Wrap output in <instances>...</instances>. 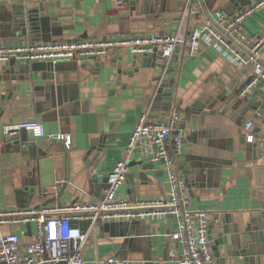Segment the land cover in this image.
<instances>
[{"label":"crops","instance_id":"1","mask_svg":"<svg viewBox=\"0 0 264 264\" xmlns=\"http://www.w3.org/2000/svg\"><path fill=\"white\" fill-rule=\"evenodd\" d=\"M252 1L255 0H204L206 13L201 16L191 15L187 3L185 12L176 7L156 17V12L146 13L143 5H132L129 0L122 6L114 0H28L27 7L41 4L59 19L55 33L46 28L39 40H34L18 35L12 23L18 0H0V45L126 37L151 31L185 38L215 10L233 15ZM241 26L253 39L257 38L264 31V6ZM218 46L222 44L203 42L197 53L191 54L184 43L179 45L174 71L169 74L178 81L175 100L163 104L156 101L160 70L152 66L149 57L133 65L134 53L127 49L116 50L107 59L103 57L104 64L100 66L99 59L77 60L78 68L73 69L76 74L68 70L63 83L42 66L37 68L38 61H0V208L101 200L108 184L105 178L123 157L140 114L147 111L151 119L160 120L177 106L183 119V152L177 164L189 180L190 207L207 210V231L212 232L213 239L224 230L237 240L227 253L222 244L214 249L217 264H264V206L261 200L251 197L244 176L246 148L252 143L247 141L244 128L247 121L261 117L253 105L264 101V82L240 96L237 91L250 71L231 61ZM119 55L124 58L122 67L118 66ZM261 59L264 63V46ZM51 85H55V103L48 98L54 93L47 91ZM31 119L39 120L47 133L70 135L71 177L86 192L73 186L71 192L64 190L60 198L55 194L62 185L58 179L64 176L63 140L37 136L30 130L10 137L3 130L5 123ZM258 126L264 130V115L260 124L253 123L249 133L255 135ZM86 154L91 158L90 172L96 175L93 178L85 168L78 174L85 166L82 157ZM188 167L196 170L194 181L190 169L185 172ZM55 180L56 188L52 186ZM130 187H136V197L166 195L169 182L164 162L140 156L131 159L119 195L132 197ZM144 220L137 225L134 238L117 234L114 229L101 235L97 227L96 242L91 240L84 250L85 264H94L96 256L110 255L130 259L134 264H177L169 254L172 248L181 249L170 238L177 226L176 218ZM80 225L86 228L88 223L81 221ZM7 229L18 232L24 245L32 240L31 233L25 232L26 225ZM35 229V223L31 224V230Z\"/></svg>","mask_w":264,"mask_h":264},{"label":"built area","instance_id":"2","mask_svg":"<svg viewBox=\"0 0 264 264\" xmlns=\"http://www.w3.org/2000/svg\"><path fill=\"white\" fill-rule=\"evenodd\" d=\"M119 6L127 0H114ZM189 13L201 16L206 13L204 0H187ZM264 6V0H255L233 15L217 9L200 25L193 27L187 37L178 34L143 32L126 37H95L66 40L32 41L20 45H0V61L14 58L18 61H46L57 63L64 60L100 59L110 49L130 50L138 55H152L160 50L164 58L172 55L175 48L184 43L188 52L196 54L201 43L219 42L227 57L250 71V78L239 91L245 96L264 82V63L261 49L264 31L257 37L247 34L241 23ZM181 111L171 108L165 118L154 120L147 111L140 114L123 151V157L108 174L104 197L99 201H78L67 204L0 208V264H85L84 250L91 240H97L100 222L175 217L177 226L170 232L180 250L172 248L170 256L177 264H217L207 231V210L190 207L189 183L178 168L177 157L183 152ZM253 119L245 125L246 139L254 140L249 133ZM22 129L37 136H47L71 143L64 133H47L37 119L5 123L7 135L18 134ZM136 156L153 161H163L168 170L169 188L166 195L155 197H124L119 195L120 186L126 179L129 161ZM81 221L88 223L86 228ZM35 223L31 230L32 240L22 243V236L8 226ZM94 264H134L130 259L113 255L96 256Z\"/></svg>","mask_w":264,"mask_h":264},{"label":"water","instance_id":"3","mask_svg":"<svg viewBox=\"0 0 264 264\" xmlns=\"http://www.w3.org/2000/svg\"><path fill=\"white\" fill-rule=\"evenodd\" d=\"M28 0H18V5L14 7V16L12 19V23L17 29L18 35H24L27 37H31V39L39 40V37H41L46 28H50L52 32L55 33V28L57 27V20L58 17L56 15H53L54 13L47 12L45 10V7L43 5H39L37 8H31L27 7ZM132 5H135V3H139L140 5H143V9H145L146 13H157L155 16H159L160 13H163L164 11H170L175 10L176 7L178 11L185 12L186 6H187V0H129ZM167 3V4H166ZM173 5L172 7H169V5ZM33 40V41H34ZM41 40H48L45 38H42ZM179 49V45L175 48L172 55L168 58H164L161 55V51H155L152 55H138L133 54L132 56V64L135 65L140 60H143L145 57L152 58V66L155 67L157 70H160L159 75L156 77L157 80V89H156V95L157 99L156 101H160L161 104L164 102L170 103L175 100V87L178 84L177 79L175 76H169L170 73L174 71V64L177 61V51ZM116 53L115 49H110L109 53L104 57L108 58L109 56ZM106 58V59H107ZM119 61L118 66L122 67L123 65V55H119ZM103 58H100L98 60V66L100 64H104V61L102 62ZM159 61L161 64L156 65V62ZM36 67H41V69L47 70L48 73L52 74L54 78L57 80L58 83L66 82L65 74L68 70L73 71L74 74L76 72L73 69L78 68V61L77 60H64L59 61L57 63H51L46 61H38L35 62ZM27 69H25L26 71ZM27 72V71H26ZM77 79V75L74 76ZM17 78V77H14ZM250 76L241 83L240 88L238 89V93L241 90V88L246 84V82L249 80ZM74 79V80H76ZM72 81V80H70ZM177 83V84H176ZM64 87V86H63ZM65 88V87H64ZM55 85H51L47 88V91L51 92V94L55 91ZM237 93V94H238ZM55 92L53 93V96L48 97L49 100L53 101L55 103ZM253 105V104H252ZM173 106V105H171ZM250 107V106H249ZM247 108V110L249 109ZM252 107V106H251ZM253 108H256L260 114L261 117L254 118L253 122L256 123V125L260 124V118L264 115V101H259L254 103ZM1 110V107H0ZM183 122V119H181V123ZM26 129H22L20 133L25 135ZM18 134L10 135V137L18 136ZM254 140L251 144L248 145L246 148V168L244 172V176L247 178V186L249 188V192L251 197L254 199L261 200V206H264V130L260 128V126L257 127V133L254 135ZM62 148L64 149V155H65V164H64V176L62 179H58V181L61 182V189L59 192H56L55 194L57 196H62V193L64 190H67L68 192H71V187L78 188L79 190L86 192V189L79 187L77 184L78 182L75 181L74 178L71 177L72 173V159L73 154L71 150L69 149V145L63 140L62 141ZM82 160L85 163L84 167H81L78 170V174L83 172V169H87V175H90L92 178L96 175L90 172V166H91V158L86 154L82 157ZM188 169L185 172H192L191 174V180H195V169ZM188 180V178L186 177ZM94 181V179L92 180ZM105 181L108 182V177L105 178ZM189 182V180H188ZM52 186L54 188L57 187L56 180L54 183H52ZM47 191V189H44ZM136 187H130L128 190V193L132 194L131 196L133 198H136ZM144 219H131V220H118V221H106V222H100L98 224V228L100 231V234L102 235L104 231L109 230H116L117 234H122L124 236H128L129 238H134L136 236V229L137 225L144 222ZM27 233H31V224L28 223L26 225V231ZM211 231H208L209 238L211 240V244L213 246V249H216L219 244H222L224 247L225 252H229L232 248V246L237 245V240L234 238H230L227 233L224 230H221L218 232L217 238H212ZM216 254L218 255V251L216 250Z\"/></svg>","mask_w":264,"mask_h":264}]
</instances>
